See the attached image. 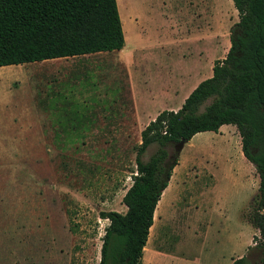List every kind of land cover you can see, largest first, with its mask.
Returning a JSON list of instances; mask_svg holds the SVG:
<instances>
[{"label":"rangeland","instance_id":"1","mask_svg":"<svg viewBox=\"0 0 264 264\" xmlns=\"http://www.w3.org/2000/svg\"><path fill=\"white\" fill-rule=\"evenodd\" d=\"M116 1L124 33L120 51L26 64L20 83L12 84L22 112L0 114V264L99 263L107 225L99 213L125 212L121 198L131 183L143 125L128 120L111 128L113 119H98V113L96 120L80 119L74 112L90 110L91 103L113 107L115 98L129 104L123 63L131 51L134 85L139 69L147 77L146 89L134 90L139 107L149 114L160 107V87L181 73L178 101L187 90L186 73L224 58L229 29L238 21L231 0ZM85 62L91 64L85 77L73 74ZM55 91L71 99L76 111L64 119L52 109L40 114L48 119L39 118L31 108ZM86 95L92 96L89 104L82 103ZM173 146L166 147L169 154ZM156 148L149 145L140 160ZM257 188L235 127L195 134L177 156L141 261L150 248L163 257L161 264H231L240 257L258 264L260 250L252 241L258 234L248 222Z\"/></svg>","mask_w":264,"mask_h":264},{"label":"trees","instance_id":"2","mask_svg":"<svg viewBox=\"0 0 264 264\" xmlns=\"http://www.w3.org/2000/svg\"><path fill=\"white\" fill-rule=\"evenodd\" d=\"M116 2L0 0V67L120 51L124 33ZM231 2L238 21L229 29L224 58L213 62L211 76L178 110L161 111L141 130L131 183L121 198L125 212L99 213L107 225L98 264H141L155 205L177 165L175 146L224 125L235 127L241 154L258 176L248 222L258 234L252 238L258 264H264V0ZM151 144L157 148L142 162ZM231 264H247L246 257Z\"/></svg>","mask_w":264,"mask_h":264},{"label":"crops","instance_id":"3","mask_svg":"<svg viewBox=\"0 0 264 264\" xmlns=\"http://www.w3.org/2000/svg\"><path fill=\"white\" fill-rule=\"evenodd\" d=\"M144 0H132L131 2H133L134 4L139 5L141 2H143ZM119 17V15H118ZM135 19L139 20L138 16H133L130 21H132L133 23H135ZM120 21V20H119ZM131 24V22H130ZM172 37L173 33L171 34ZM159 37V36H158ZM139 39V38H138ZM132 52H127L124 56V67H125V72H126V81H127V86L129 89V99L128 105H125L123 103H121V101H119L118 99H114L115 101L113 102V107H107L106 105H103L101 102H99L98 104H94L91 103L89 106L91 107L90 110L86 109L84 111H81L80 109H78V112H74L77 114H82V118L80 119H84V118H88L91 115L93 120H96V113H98L97 118L101 119H113V121L115 120L116 123L113 125H110L111 128H117L118 126H124L125 123L129 121H131L130 125H133V121L137 120L139 121L138 124L139 126L143 125L141 127V129L144 128V126H146L150 121L154 120V118L157 116L158 113H160L161 111H173L175 112L176 110H178L180 108V106L182 105L184 99L187 97V95L196 87V85L201 82L204 79H207L211 76V67H212V63H211V59L209 60L207 67L200 65L198 66L194 71L190 72L193 73L195 72V75L193 74L190 77V73H186V78L188 79V82L184 85V88H187L186 93L183 95V97L181 99H179L178 101L174 100L175 96L177 93H179L178 90H180V87L183 83V77L182 74H174L172 77V81L173 84H170L167 87H160L161 93L164 96L161 100L160 103V107L154 108L155 110L149 114L147 112V108H143V107H139L138 104V100H137V93H134V90H136L138 92H141L140 88L143 87L144 89H146L145 87V81H146V75H145V70L142 71L143 69H139L136 73V84L134 85V75H133V71L131 70L132 64H130L131 59H132ZM99 54V53H97ZM91 55H95V54H91ZM86 56H90V55H83V56H77V57H71V58H83ZM66 59H70V58H66ZM56 60V59H53ZM48 61V60H46ZM46 61H42L46 62ZM199 61V60H198ZM87 65H91L90 63H84L83 66L79 67V69L77 70V73H73V74H77L81 77H85V74L87 73V71L89 70V67H87ZM24 66H26V64L23 65H12V66H3L0 67V114H5V113H10V114H14V113H21V109L19 108L18 104L15 103L14 101V92L12 90H16L12 84L14 83H20L19 80L17 79H21V70H23ZM138 67H140L138 65ZM20 70V71H19ZM149 70V69H146ZM106 71V70H104ZM64 72V71H63ZM107 72V71H106ZM28 73V74H27ZM18 74V76H16ZM34 75L33 71H24V75ZM63 76H68L67 73H63ZM194 76L196 77V79L194 78ZM18 77V78H16ZM20 77V78H19ZM100 77V76H99ZM104 76V74H101V80L105 79L107 80L108 77ZM64 80V78H63ZM59 82V81H56ZM56 93L54 94L53 97L47 98L45 101H37L35 102L34 108L31 110H33V112L36 113V115H38L39 118H44V119H48V117H40V114H49L50 112H52L54 109L57 113L58 112H62L63 114H65L64 119L69 118V113H73L72 110L76 111V109H74L72 107V101L71 99H69L67 96H65L64 98H62L60 96V91H55ZM132 92H133V96H132ZM86 98H84L82 100V103L85 104V100L92 98V96H85ZM89 104V102H87ZM142 104V103H141ZM148 104V103H147ZM88 106V105H87ZM156 107V106H155ZM12 112V113H11ZM101 113H105L104 116L101 115ZM95 123H93L92 125H94ZM101 128V127H99ZM176 167V166H175ZM175 167L172 169L171 175L173 174V172L175 171ZM171 175L169 178L168 183L170 182L171 179ZM167 183V185H168ZM167 186L165 187V189L161 192V195L159 197V200L157 201L154 211H153V215H152V224L151 227L148 230V236H147V240L145 242V244H147L148 240H150V237L152 235V228L156 229V215H159V213H157L158 209V205L160 202V198L162 196V194L164 193V191L166 190ZM161 210V209H160ZM145 246V245H144ZM145 249V247H144ZM143 249V251H144ZM150 254L148 255L147 259H145V264H161L162 263V259L163 257H161L160 255H158L157 250H151L149 248ZM144 253V252H143ZM167 255L165 254L164 257H166ZM141 264H144L141 261Z\"/></svg>","mask_w":264,"mask_h":264},{"label":"water","instance_id":"4","mask_svg":"<svg viewBox=\"0 0 264 264\" xmlns=\"http://www.w3.org/2000/svg\"><path fill=\"white\" fill-rule=\"evenodd\" d=\"M184 143H185L184 141H180V142L178 143V145L175 146V149L177 150V153H178V154H179V152L181 151V149H182Z\"/></svg>","mask_w":264,"mask_h":264},{"label":"bare ground","instance_id":"5","mask_svg":"<svg viewBox=\"0 0 264 264\" xmlns=\"http://www.w3.org/2000/svg\"><path fill=\"white\" fill-rule=\"evenodd\" d=\"M145 251H146V248L144 249V253H145Z\"/></svg>","mask_w":264,"mask_h":264}]
</instances>
